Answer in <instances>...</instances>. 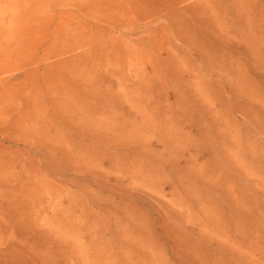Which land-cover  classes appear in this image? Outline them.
<instances>
[{"label":"rangeland","instance_id":"rangeland-1","mask_svg":"<svg viewBox=\"0 0 264 264\" xmlns=\"http://www.w3.org/2000/svg\"><path fill=\"white\" fill-rule=\"evenodd\" d=\"M164 1L99 0L138 21L100 62L65 2L0 0L41 20L0 27V264H264V0Z\"/></svg>","mask_w":264,"mask_h":264},{"label":"bare ground","instance_id":"bare-ground-1","mask_svg":"<svg viewBox=\"0 0 264 264\" xmlns=\"http://www.w3.org/2000/svg\"><path fill=\"white\" fill-rule=\"evenodd\" d=\"M58 2H65V3H60V5H62V6H70V9H71V11L70 12H68V13H70V15H71V17H72V19L70 20V21H67V22H65L64 23V25H65V28H66V33L64 34V35H61V36H58V37H56V40H55V42H56V44H58V45H64V46H66V47H68V48H84V47H89V51H88V55L87 56H90V58L91 59H94L95 61L97 60V61H100L101 62V60H104V58H105V55L106 54H108V52L106 53V50L108 51V49L110 50L111 48L113 49V48H116L117 47V45H116V43L114 44V42H116L114 39V37H115V34L114 33H116V32H120L121 30H123V29H126L127 31H130V32H134L135 31V28H136V22H138L136 19L135 20H131L130 22H128V21H126V22H124V21H122L120 18H119V15H120V13H121V11H120V9H118L114 4H113V2L112 3H110V5L109 6H104V7H102V6H100V5H96L98 2H99V0H58ZM143 2V1H142ZM166 2H167V0H166ZM162 3H165V1L164 0H159V2H158V0H152V1H150V0H146V2H144V3H142V4H144V6H145V8H143L142 9V11H140V13H142L141 14V16H143V17H150L151 16V14H154L157 10H160V9H162V8H165V7H162V8H160V6H164ZM175 0H172V2H170V4H174L175 5ZM168 4V3H167ZM169 5V4H168ZM97 6H100L101 8L99 9ZM176 7V6H175ZM160 8V9H159ZM0 9H1V6H0ZM144 10V11H143ZM178 10V9H177ZM3 13V16H0V27H1V25H3V28H5L6 26H8V28H7V31H6V33L8 34V35H11V36H13V37H15V39H16V41H17V43H18V46L19 47H29V46H33V44H34V42H35V39H33V37H32V35H33V32H35V33H37V30H38V28H37V26H36V24H38V23H40L41 22V20L39 19V18H36V19H34V20H30V22H29V26L31 25V23L33 22V26H34V29L32 28L33 26H31V27H29V28H27L28 26H25L24 25V23H23V21L21 22V19H20V17L21 16H19V14H18V12H16V11H12V10H10V9H8V8H6V10H5V8L4 7H2V10H1ZM4 11H6V12H4ZM162 11H163V9H162ZM165 11H167L166 12V16L165 17H167V19H168V21L170 22V23H172V25H174V23L177 21V20H175V21H173V19H177L176 18V16H177V14L178 13H176L177 11L175 10V9H173V8H169V9H165L164 10V12ZM9 12V14H7ZM66 13V12H65ZM65 13H63V12H59L58 14H57V16H63ZM151 13V14H150ZM157 14H158V12H157ZM157 14H156V16H157ZM0 15H1V13H0ZM159 15V14H158ZM162 16V15H161ZM164 16V15H163ZM90 17V19H92V22L91 23H89L88 21H85V22H83L84 20L82 19V18H86L85 20H87V18H89ZM158 18H159V16H158ZM83 20V21H82ZM166 20V19H165ZM155 21V20H154ZM153 21V22H154ZM157 21V20H156ZM167 21V20H166ZM21 22V23H20ZM178 22H179V20H178ZM4 24L6 25V26H4ZM83 24V25H82ZM149 24H151V23H149ZM153 25V24H152ZM181 24H178V27L180 26ZM82 26H85L84 28H82ZM88 28V35L87 34H84L83 32H81L83 29H85V28ZM173 27H177V25H175V26H173ZM183 27H186V24H185V26L182 24V27H179V29H178V36H177V38L178 39H183V38H181L180 37V33H183V36H184V39L186 40L187 39V35H188V33L186 32V30H185V28H183ZM149 30V29H148ZM83 33V34H81V33ZM146 32H147V30H146ZM145 32V33H146ZM150 32H152V31H150ZM90 33V34H89ZM153 33V32H152ZM3 34H4V32L2 33V31H0V38H4L3 37ZM147 34V33H146ZM152 38H154V36H152ZM155 39V38H154ZM183 39V40H184ZM1 40V39H0ZM44 41L45 40H48L49 41V39H46V38H44L43 39ZM2 41V40H1ZM1 41H0V43H1ZM155 41V40H154ZM153 41V42H154ZM2 45V44H1ZM30 48V47H29ZM115 49H113L112 51H114ZM194 50L196 51V52H198V51H200V53L201 52H203V51H201L200 49H198V48H194ZM116 51V50H115ZM57 54H59V51H58V53ZM63 54V53H62ZM83 57V56H82ZM224 61H222V63H223ZM224 64H219V67H220V71L222 70V66H223ZM1 95V94H0ZM2 102V101H1ZM54 116V115H53ZM33 122H34V120H33ZM52 122V121H51ZM52 124V123H51ZM57 124V123H56ZM34 125V124H33ZM38 125V124H37ZM35 127V126H34ZM50 127V126H49ZM56 127V126H55ZM42 128V127H41ZM57 128H58V126H57ZM48 130H49V128H48ZM58 130V129H57ZM46 132H48L47 130H46ZM55 132H56V128H55ZM38 133V132H37ZM57 134V133H56ZM55 134V135H56ZM43 135V134H42ZM51 135V134H50ZM47 136H49V135H47ZM45 137V136H44ZM51 138H52V136H50ZM47 139V138H46ZM41 140V139H40ZM50 140V139H49ZM48 140V141H49ZM45 143H47V142H44V145H45ZM49 143V142H48ZM43 145V146H44ZM39 146V145H38ZM37 145L35 146V147H38ZM42 146V147H43ZM41 147V146H40ZM45 147V146H44ZM93 147V146H92ZM95 148V147H94ZM37 149V148H36ZM39 149V148H38ZM46 148H44V150H45ZM47 149H48V147H47ZM46 149V150H47ZM90 149V148H89ZM96 149V148H95ZM41 150L42 151H44L42 148H41ZM48 150H52V149H48ZM47 150V152H49ZM37 151V150H36ZM56 151V150H55ZM91 151H93L94 152V150L92 149ZM37 153H39V152H37ZM43 152H41V154H42ZM46 152H44L43 154H45ZM54 153V152H53ZM56 153V152H55ZM48 153H46V156H48L47 155ZM49 154H52V153H49ZM54 155V154H53ZM43 156H45V155H42V158H41V155H40V158L41 159H43ZM49 158H50V156H48ZM48 157H47V159H48ZM45 159V158H44ZM43 159V160H44ZM51 159V158H50ZM49 159V160H50ZM55 160V159H54ZM47 162H48V160H47ZM51 162V161H50ZM49 162V163H50ZM56 162V161H55ZM45 163V162H44ZM48 163V164H49ZM53 164V163H52ZM55 165H56V163H55ZM46 166H47V163H46ZM50 166V165H49ZM48 166V167H49ZM56 167V166H55ZM49 168H51V167H49ZM52 169H53V165H52ZM39 172V171H38ZM40 173V172H39ZM41 173H44V172H42L41 171ZM39 176V175H38ZM43 178V177H42ZM97 179V178H96ZM94 180V179H93ZM99 180V179H98ZM95 182V181H94ZM97 182V181H96ZM98 183V182H97ZM13 190V189H12ZM111 191V190H110ZM152 191V190H151ZM178 194H180V191H178L177 192ZM225 196H227L226 195V193H225ZM199 204V203H198ZM202 206V205H201ZM205 209V208H204ZM204 211V210H203ZM209 211V210H208ZM205 212V211H204ZM22 214V213H21ZM21 214H19V215H21ZM206 214V213H205ZM204 214V215H205ZM17 215V214H16ZM23 215V214H22ZM12 219V218H11ZM164 219V218H163ZM159 221V220H158ZM195 222H196V220H195ZM11 223H13V222H11ZM197 224V223H196ZM9 225H11V224H9ZM8 225V226H9ZM160 227H162V225L160 226ZM164 227V226H163ZM2 229V228H1ZM5 229V228H4ZM10 229H12V227H10ZM3 230V229H2ZM8 231V230H7ZM163 231V230H162ZM0 232H1V230H0ZM162 233V232H161ZM6 234H7V232H6ZM9 235V234H8ZM12 236H13V234H12ZM11 236V237H12ZM9 237V236H8ZM7 237V238H8ZM10 237V238H11ZM14 237V236H13ZM164 237V236H163ZM9 238V239H10ZM13 240V239H12ZM168 240V239H167ZM16 241V240H15ZM12 242V241H11ZM33 243H34V241H33ZM36 243V242H35ZM143 243V242H142ZM38 244H40V243H38ZM29 245H30V243H29ZM34 246H35V244H33ZM33 245H32V247H33ZM37 245V244H36ZM38 246V245H37ZM138 248H139V246L138 245H136ZM30 247H31V245H30ZM31 247V248H32ZM17 248V247H16ZM23 248V247H22ZM31 248H30V250H31ZM21 249V248H20ZM24 249V248H23ZM29 249V248H28ZM34 249V248H33ZM36 249V248H35ZM17 250V249H16ZM22 250V249H21ZM26 251H27V249H25ZM19 251V250H18ZM25 251V252H26ZM15 252H17V251H15ZM15 252L14 253H11V254H15ZM22 252H23V250H22ZM22 252L20 251V253L22 254ZM33 252V251H32ZM10 253V252H9ZM19 253V252H18ZM24 253V252H23ZM17 254V253H16ZM21 254H20V257H21ZM27 254H29L28 253V251H27ZM33 254V253H32ZM31 255V254H30ZM29 255V256H30ZM238 255V254H237ZM17 256H18V254H17ZM22 256H24V255H22ZM26 256H28V255H26ZM240 256V255H239ZM13 257V256H12ZM11 257V258H12ZM31 257V256H30ZM36 257H38V256H35V258H33L34 260L36 259ZM41 257V256H40ZM39 257V258H40ZM44 257V256H43ZM27 258V257H26ZM47 258V257H46ZM45 258V259H46ZM180 258V257H179ZM230 258H232V256L230 257ZM234 258V257H233ZM238 257H236V259H237ZM29 259V257L26 259V260H28ZM41 259V258H40ZM44 259V260H45ZM18 260V258L17 259H14V260H12V262L14 261V264H15V261H17ZM21 260H25V259H21ZM230 260V259H229ZM30 261V260H29ZM32 261V260H31ZM27 262V264H30V263H32V262ZM37 263H39L40 264V262H39V260L37 261V260H35ZM41 262H43L42 260H40ZM236 261H238V260H236ZM12 262L10 263V264H12ZM18 262V261H17ZM23 262V261H22ZM234 262V261H233ZM25 262H23L22 264H24ZM36 263V264H37ZM44 263H46L47 264V262H44ZM43 263V264H44ZM34 264V263H33ZM42 264V263H41ZM182 264H184V261H182Z\"/></svg>","mask_w":264,"mask_h":264}]
</instances>
